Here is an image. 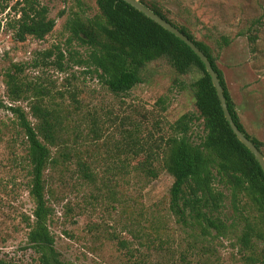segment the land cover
I'll use <instances>...</instances> for the list:
<instances>
[{
    "label": "rangeland",
    "instance_id": "1",
    "mask_svg": "<svg viewBox=\"0 0 264 264\" xmlns=\"http://www.w3.org/2000/svg\"><path fill=\"white\" fill-rule=\"evenodd\" d=\"M37 1L49 8L56 26L43 40L28 36L18 41L10 26L19 18L23 0H0V101L6 106L0 107V259L39 264L28 241L36 207L30 194L28 143L18 117L7 108L21 106L37 124L30 105L39 99L57 121V145L52 147L57 161L45 177L54 209L49 228L62 261L244 264L235 239L196 241L169 209L173 177L163 166L166 143L182 115L199 116L192 84L201 73L193 69L179 74L159 59L142 71L141 83L114 94L86 68L71 61L61 70L56 64L58 47L85 52L77 43L68 45L65 23L74 13L95 16L96 1ZM146 2L160 6L210 47L245 129L264 142V0ZM223 36L230 38L229 45L222 44ZM45 51H52V57L41 56ZM18 63L27 92L12 101L5 77ZM190 136L201 141L202 120L195 121ZM64 148L70 150L66 159L59 153ZM262 151L264 156V147ZM81 163L90 167V178L81 172ZM224 211L231 216L229 201Z\"/></svg>",
    "mask_w": 264,
    "mask_h": 264
},
{
    "label": "trees",
    "instance_id": "2",
    "mask_svg": "<svg viewBox=\"0 0 264 264\" xmlns=\"http://www.w3.org/2000/svg\"><path fill=\"white\" fill-rule=\"evenodd\" d=\"M95 1L99 9L95 16L82 17L74 13L65 23L68 45L72 47L77 43L86 48L85 52L58 47L57 66L64 70L67 62L72 61L95 73L114 94H125L141 83L142 71L159 59H166L179 74L197 69L201 75L192 87L199 116L182 115L172 125L173 132L166 143L163 166L173 177L170 212L190 229L196 241L235 239L244 264H264V171L231 128L204 62L182 39L124 0ZM139 1L178 27L208 56L218 73L235 123L263 154L264 142L245 129L210 47L196 40L185 26L172 21L157 4ZM21 5L19 18L10 26L15 31V38L18 41H24L28 36L45 39L56 26V19L49 16V8L37 0H23ZM251 39L254 42V38ZM230 43L229 37H222V44ZM41 56L51 58L52 51H45ZM21 71L22 64H14L5 77L12 101L20 100L27 92V84L18 76ZM42 94L45 93L42 91ZM0 107H6L2 101ZM7 108L18 117L28 143L30 194L36 206L28 241L39 254V264H66L60 259L49 228L54 209L46 194L45 172L57 161L52 153V147L57 145L54 111L36 99L30 105V112L38 123L32 124L21 106L12 104ZM197 119L202 120L204 129L200 142L190 136ZM59 153L65 159L70 156L68 148ZM80 165L84 176L90 178L93 175L90 167L86 163ZM227 201L232 206L231 216L224 211ZM205 247L209 249V246ZM182 259L184 261L186 257ZM0 264L15 263L0 259Z\"/></svg>",
    "mask_w": 264,
    "mask_h": 264
},
{
    "label": "water",
    "instance_id": "3",
    "mask_svg": "<svg viewBox=\"0 0 264 264\" xmlns=\"http://www.w3.org/2000/svg\"><path fill=\"white\" fill-rule=\"evenodd\" d=\"M128 4L132 5L139 11L143 12L146 16L153 19L155 22L163 26L165 29L169 30L171 33L175 34L178 38L182 39L188 46H190L193 51L201 58V60L204 62L206 69L208 73L210 74L212 78V82L217 90V94L219 96L222 109L224 111L225 117L229 121L231 128L233 129L234 133L237 135L239 140L243 142L249 150L254 154L258 162L260 163L263 171H264V156L260 149L257 148V146L253 143V141L248 138L237 126L235 123L232 114L229 110L227 99L224 93V88L221 84L220 78L218 76V73L214 69L211 61L209 60L208 56L188 37L186 36L181 30L173 25L171 22L165 20L163 17L155 13L153 10L142 4L139 0H124Z\"/></svg>",
    "mask_w": 264,
    "mask_h": 264
}]
</instances>
